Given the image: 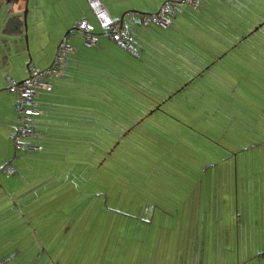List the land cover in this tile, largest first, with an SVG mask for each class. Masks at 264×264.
Here are the masks:
<instances>
[{
	"label": "trees",
	"instance_id": "obj_1",
	"mask_svg": "<svg viewBox=\"0 0 264 264\" xmlns=\"http://www.w3.org/2000/svg\"><path fill=\"white\" fill-rule=\"evenodd\" d=\"M140 25L154 34L144 45L133 31L130 47L106 32L125 54L122 64L75 59L70 69L68 58L57 79L76 76L65 85L70 96L41 109L33 138L51 131L49 147L63 160L77 154L78 165L92 155L127 159L137 170L132 186L142 196H159L162 205L185 201L188 182L167 170L165 154L201 163L207 172L264 145V0H197L195 9H179L164 30Z\"/></svg>",
	"mask_w": 264,
	"mask_h": 264
},
{
	"label": "crops",
	"instance_id": "obj_2",
	"mask_svg": "<svg viewBox=\"0 0 264 264\" xmlns=\"http://www.w3.org/2000/svg\"><path fill=\"white\" fill-rule=\"evenodd\" d=\"M170 1L182 0H159L149 3L138 0H27L26 29L22 24V27H19L16 22H13L0 34V144L2 145H0V168L5 165L4 168H9L7 166L9 163L6 164L5 158L11 146L14 147V154L15 151H19L16 149L13 138L18 128L15 100L6 91V77H10L16 82H22L27 79L31 68L48 69L53 62L58 45L63 40L68 41L74 49L68 57L71 58L70 69L73 68L72 62H76L75 59L87 61L91 58L105 62L107 59L111 61L112 65H114L113 62L117 65L122 64V61L125 60V54L110 38L106 37L109 26L115 21H120L121 18L129 23L127 19L129 12L135 16L155 14L164 3ZM23 6L24 3L22 2V9ZM19 20L22 23V17H19ZM81 20L91 24L98 37V41L90 47L84 44L79 33L74 30L76 23ZM131 27L133 39L140 45L151 42L154 38V34L147 32L140 24H134ZM11 36L15 38L12 48L7 45L11 41L8 39ZM70 76L72 77L67 80L57 78L51 80L53 88L38 94L37 100L44 113L48 110L50 103L60 102L63 97L70 96L65 85L67 81L76 79V76ZM71 98L78 99L74 96ZM49 133L51 131L36 139L33 137L27 139L26 142L40 146L41 150L26 152L43 155L40 160L50 158L54 162L58 160L60 163L63 159L58 157L56 149L49 147V145L53 146L54 143ZM14 160H17V157H14ZM71 160L77 161L73 165H78L80 161L78 158ZM11 174L13 173L11 172ZM76 177L80 179L78 174ZM39 178L43 179L47 176L43 175ZM81 178L87 179V184L81 181L82 187H77L75 192L68 194L67 197L63 195L65 190V186H63L58 191H51L48 200L46 198L44 201L40 199L37 203V198L47 196V190L39 191V182H32L27 185L23 191L27 194V199L21 203L23 217H27V222L4 223L3 229L5 230L1 234L7 238V242L0 249V253L3 254L1 264H21L19 258L27 259V263L23 264H50L49 259L51 262L53 261L52 264H114L112 261L115 258H117L116 264H128L129 255L131 258L139 259V262H135L136 264H145L142 259L144 253L123 252V245L120 240L124 231L132 223L143 225L150 222H144L145 219L141 216L134 220H127L119 215L112 207H107V194H103L104 198L101 203H94L96 202V192L99 194L106 189L90 186L88 181L90 176L87 178L81 176ZM95 183L100 186L99 183ZM0 187L3 189L2 185ZM20 190H22L21 183L16 189L10 188V191L3 189L6 193L2 196L9 195L8 200H5L7 207L10 205L9 201H12L15 209L21 208L13 201L14 197H11ZM196 192L198 196L195 194L193 199L195 204L200 202V194L198 191ZM38 193L41 194L38 195ZM81 196L87 197L85 199ZM58 198H60V202L54 203ZM70 199L74 200L73 203L70 206H63ZM1 200L3 201L4 198H0ZM48 201L53 202L52 205L48 204ZM89 201L93 203L90 204ZM86 202L90 205H86ZM75 203L76 206H74ZM136 204L141 207L140 203L137 202ZM147 204L153 211L150 203L147 202L145 206ZM145 206L143 205L140 209ZM193 206L189 220L187 221L185 216H182L180 222L184 224L191 222V231L188 230L187 232H192L194 238L188 236L185 238V242L182 238V243H180L175 254L171 253L170 250L158 251L155 255L148 253V259L151 260H148L147 264H264V222H231L234 224V229L229 232L217 229V235L209 237L206 222H203L204 228H202V224L195 225L192 222V216L195 215ZM154 207L156 208V206ZM42 209L44 210L43 213ZM63 211L67 213L64 214L65 216L62 214ZM162 211L165 213V210ZM165 214L168 215L164 219L165 221H179L177 213L174 215ZM13 215H15L14 212ZM33 215L34 217H32ZM159 215V219H162L161 214ZM216 223L215 226L220 228V222ZM116 227H121V229H115ZM198 228H201L200 232ZM194 229H197L199 241ZM162 234L164 235L160 236L161 242H167L170 239L168 231H163ZM16 242L23 243L22 250L16 247L11 248L12 244H16ZM115 243L119 245L111 246ZM7 252H11V254L6 256ZM53 259H58V262H54ZM167 260L169 261L167 262Z\"/></svg>",
	"mask_w": 264,
	"mask_h": 264
},
{
	"label": "rangeland",
	"instance_id": "obj_3",
	"mask_svg": "<svg viewBox=\"0 0 264 264\" xmlns=\"http://www.w3.org/2000/svg\"><path fill=\"white\" fill-rule=\"evenodd\" d=\"M138 1L149 3L152 1L157 2L159 0ZM257 7L263 9L262 5L255 6L256 9ZM140 17L141 15L134 16L135 20L140 19ZM17 132L18 128L13 135L14 137L17 135ZM154 141L158 142L162 147L169 146L167 142L165 143L160 140V138H156ZM137 146L147 155L152 154L147 148H144L141 143H137ZM156 148L160 147L157 146ZM4 151L7 150L4 149ZM19 151H15L14 154V147L11 146L9 153L5 158V161L7 160L6 164L9 163L7 165L9 168H4L6 166L5 165L2 166V169L4 168L6 170L0 171V186L2 185L3 189L10 191V188L16 189L19 186V183L22 185V190L11 196L14 197L13 201L21 207L20 209H15V206L12 205V201H9L10 205L7 207L5 200H8L9 195L7 194L3 197L2 195L6 192H4L0 187V198H4L3 201H0V249L7 242V238H4V235L1 234V232L5 230L3 229L5 227L4 223L13 221L27 222V217H23V208L21 206L23 200L27 199V194L23 193V191L27 188V185L32 182H39V191L47 190V196L37 198V203L40 199L44 201L46 198V200H48L50 196L49 193L51 191H58L60 187L63 186H65L63 195L67 197L68 194L75 192L77 187H82L80 185L81 181H84L87 184V179L84 180L81 176H85L86 178L87 176H90V179L88 180L90 186L102 187L103 189H106V191H102V193L99 194L96 192V202L94 203H101V200L104 198L103 194H107V207H112V209H114V211L119 215H122L127 220H134L135 218H139L141 216L145 219L144 222H150L143 225H135L132 223L128 229L124 231L122 239L120 240L123 245V252L128 251L130 254L132 252L144 253V257L142 259L145 261V264H147L148 260H151L148 259L151 253L155 255L158 251L163 250L166 252L170 250L171 253L175 254L179 249L180 243H182V238L184 242L185 238H188V236L194 238L192 232H187L188 230L191 231V222H185V224L180 222V218L182 216H185L187 221L189 220L193 204V209L196 211L194 212L193 210L195 215L194 217L192 216L191 220H193L192 222H194L195 225L202 224V228H204L203 222H206L209 230V237L216 236L217 229L227 232L234 229V224H231V222H264V145L253 150L243 152L237 156L234 161H229L230 159L223 161L221 164L217 165L215 170H209L207 172H203V166L201 163L193 164L190 161L186 162L181 160L178 156L172 153L165 154L162 158L164 165L171 168L167 170L171 173H175L177 177L183 178L188 182V186H186L187 188L184 193V195L186 194L188 197L185 201L174 200V202L163 205L159 201V196H154L152 198H149V196H146L145 194L142 196L140 194L141 188L137 185L132 186V184L136 182L133 172H136L137 170H133L129 160L127 159H124V161L119 157H113V159H102V157L95 158V156L93 157L92 155V157H86L92 159H88L84 165H82L83 163L81 165H73L74 162L77 161H73L71 158L77 157V154H66L69 155V157L59 163L58 160H55L56 162H54V160L50 158L40 160L43 155H40L39 153L26 152L25 150ZM63 153H65V151L60 149V155ZM14 157H17V160H14ZM155 158H158V156H155ZM227 166H232L233 168L237 167V170L229 173L225 169H222ZM8 170H10L13 174H7L6 171ZM119 172H124V180L120 177ZM127 173L130 175L129 177H127ZM77 174L80 179L76 177ZM43 175L47 176V178H43L44 180L39 178ZM61 175H63V177H61ZM95 182L99 183L100 186ZM12 184H14V186H11ZM191 184L195 186L200 194V202L197 204L193 202V198L197 192L191 190ZM39 194L41 193H38V195ZM81 197L86 199L87 196ZM168 198L169 197L166 199ZM59 199L60 198L55 200L54 203H59ZM73 201V199H70L64 203L63 206H70ZM137 202L141 204V207L143 205L145 206L147 202L150 203L153 207V211L149 204L142 208L143 210L140 209L141 207L136 204ZM47 203L52 205L53 202L48 201ZM91 203L93 202H90V204ZM90 204L86 202V205ZM154 204L156 205V208L154 207ZM74 206H76V203ZM162 209L165 210V213L167 214L172 213V215H174L177 213L179 221H165L164 219L168 215H166ZM13 212L15 215H13ZM43 212L44 210L42 209V213ZM62 214L66 215L67 213H64L63 211ZM159 214H161L162 219H159ZM32 217H34V215ZM216 222H220V228L215 226L217 224ZM115 229L119 230L121 227H116ZM200 230L201 228H198L199 232ZM163 231H168V237H170V239L167 242H161L160 236L164 235L162 234ZM195 232L197 234V229ZM205 235L206 231L203 234L204 238ZM197 240H200L198 234ZM116 245L119 244L115 243L111 246ZM192 245H194L193 242ZM225 246L227 247L226 244ZM13 247L22 250L23 243L19 244L16 242V244H12L11 248L13 249ZM111 249L113 250V248ZM10 254L11 252H7L6 256ZM2 256L3 254L0 253V261L3 260V258H1ZM152 257L154 258V256ZM116 259L117 258H115V260ZM19 260L21 261V264L27 263V259L25 260V258H19ZM115 260L112 261L114 264H116ZM168 261L169 260H167V262ZM48 262H50V264L53 263L50 259ZM54 262H58V259H55ZM135 262H139V259L137 260L136 258H131L129 255L128 264H136Z\"/></svg>",
	"mask_w": 264,
	"mask_h": 264
},
{
	"label": "built area",
	"instance_id": "obj_4",
	"mask_svg": "<svg viewBox=\"0 0 264 264\" xmlns=\"http://www.w3.org/2000/svg\"><path fill=\"white\" fill-rule=\"evenodd\" d=\"M197 0L170 1L164 3L155 14L141 15L140 19L135 20L134 14L128 13L127 19L113 22L108 28L109 37L117 40L126 47H130L129 35L132 31L129 26L133 22H139L142 25L154 24L160 29H166L172 24V16L182 7L195 9ZM74 30L82 35L83 42L86 46H92L96 43L93 36L94 27L81 20L76 23ZM72 46L63 40L57 47L55 57L51 66L45 70L31 68L26 80L16 82L10 77H6V91L14 97V106L17 112L18 132L14 137L16 149L25 151H39L40 146L26 142L35 136L32 131L33 122L42 114L38 103V94L40 92L50 91L53 88L51 80L60 78L66 67L69 55L73 53ZM11 174V171H6Z\"/></svg>",
	"mask_w": 264,
	"mask_h": 264
},
{
	"label": "water",
	"instance_id": "obj_5",
	"mask_svg": "<svg viewBox=\"0 0 264 264\" xmlns=\"http://www.w3.org/2000/svg\"><path fill=\"white\" fill-rule=\"evenodd\" d=\"M22 2L24 3L23 9L21 8ZM19 17H22V23L19 20ZM121 20H123V18H121ZM13 22H16L19 27L22 24L26 29L27 0H0V34L10 27ZM8 39L11 41L7 45L12 48L15 38L11 36V38Z\"/></svg>",
	"mask_w": 264,
	"mask_h": 264
}]
</instances>
